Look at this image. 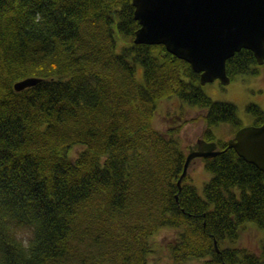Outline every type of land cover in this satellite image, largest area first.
I'll return each mask as SVG.
<instances>
[{
  "label": "trees",
  "instance_id": "1",
  "mask_svg": "<svg viewBox=\"0 0 264 264\" xmlns=\"http://www.w3.org/2000/svg\"><path fill=\"white\" fill-rule=\"evenodd\" d=\"M137 27L131 0H0V264H147L160 226L177 231L168 244L175 263L264 264V238L259 255L222 246L251 224L264 233L262 172L217 140L223 151L202 158L211 173L202 195L188 174L179 190L185 155L173 136L181 126H153L156 102L175 97L205 110L210 141L218 123L241 126L236 106L211 99L199 74L162 44L131 42L115 53L114 33ZM137 64L143 83L133 78ZM226 72L258 73L252 51L235 52ZM27 76L42 79L13 90ZM246 110L255 125L264 121L258 105ZM75 145L83 148L71 158ZM27 227L24 243L16 232ZM87 231L119 243L109 262L77 250Z\"/></svg>",
  "mask_w": 264,
  "mask_h": 264
},
{
  "label": "water",
  "instance_id": "2",
  "mask_svg": "<svg viewBox=\"0 0 264 264\" xmlns=\"http://www.w3.org/2000/svg\"><path fill=\"white\" fill-rule=\"evenodd\" d=\"M131 4L138 23L133 42L162 44L199 73L200 85L216 79L228 84L226 60L242 48L251 50L258 64L264 62V0H131ZM41 79L27 76L14 82L13 89L20 91ZM226 148L253 164L264 178V121L238 128ZM221 151L215 141L202 137L189 145L178 189L195 158H211Z\"/></svg>",
  "mask_w": 264,
  "mask_h": 264
},
{
  "label": "rangeland",
  "instance_id": "3",
  "mask_svg": "<svg viewBox=\"0 0 264 264\" xmlns=\"http://www.w3.org/2000/svg\"><path fill=\"white\" fill-rule=\"evenodd\" d=\"M115 37V53H121L124 48L131 45L132 37H125L123 35H117ZM119 78L122 75L118 74ZM133 78L139 83L143 82V71L140 64L134 66ZM202 90L213 100L227 101L233 103L237 108V114L241 120V124L249 125L253 122V116L247 112L246 106L250 103H255L261 108H264V66H258V74H241L233 78L227 85H222L218 80L208 82L201 86ZM203 109L197 108L191 105H183L176 98L158 100L156 103V109L153 117V126L161 133L167 132L171 128H175L180 125L181 129L178 134L173 137L179 141V148L187 154V147L189 144L195 141L200 135V129L203 128L204 123L201 121L200 116ZM198 117L195 120L191 118ZM237 130V127L229 123H218L212 126V131L216 140L226 141ZM146 142V141H145ZM81 145H75L70 151V157L75 158L82 150ZM146 161L151 158V146L148 144V148L141 153ZM188 181L192 183L199 194L203 193V184L210 178L211 173L205 170L202 160L195 158L188 170ZM153 180L148 183H152ZM142 195V188H138ZM144 192L150 191L148 185L143 188ZM150 196L153 194L149 193ZM177 231L169 226H160L155 230L148 238L149 248L151 251L147 255V264H204V259L192 258L189 261L183 263H175L170 255L168 244L176 240ZM32 235L31 228H22L16 232L18 239L24 243H28ZM264 233L260 231L255 225L251 224L240 234L235 241H226L222 244L225 246H232L236 248H243L250 253L256 255L260 254V243L263 240ZM82 248V249H80ZM81 250V253L91 255L92 253L101 258L103 262L107 257H114L119 251V243L116 244L110 241L105 236L100 237L99 240L92 239V233L87 231V234L82 239V245L77 250ZM83 251V252H82ZM87 252V253H86ZM76 257L73 258L71 264H77Z\"/></svg>",
  "mask_w": 264,
  "mask_h": 264
}]
</instances>
